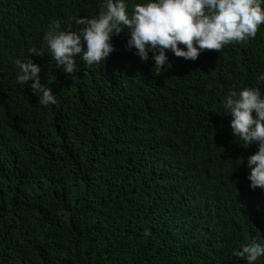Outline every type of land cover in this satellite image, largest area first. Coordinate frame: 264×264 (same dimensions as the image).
<instances>
[{"label":"trees","instance_id":"16d2710c","mask_svg":"<svg viewBox=\"0 0 264 264\" xmlns=\"http://www.w3.org/2000/svg\"><path fill=\"white\" fill-rule=\"evenodd\" d=\"M124 2L131 15L148 0ZM105 3L0 0V264H247L233 253L264 243V190L247 164L258 144L236 139L223 101L248 86L264 98V24L194 61L167 50L160 74L125 27L105 61L78 54L66 73L45 34L56 20L78 32L72 18ZM17 59L39 66L55 104L18 82Z\"/></svg>","mask_w":264,"mask_h":264},{"label":"clouds","instance_id":"9594fccd","mask_svg":"<svg viewBox=\"0 0 264 264\" xmlns=\"http://www.w3.org/2000/svg\"><path fill=\"white\" fill-rule=\"evenodd\" d=\"M72 19L80 26L78 32L60 31L61 22L56 20V31L50 30L44 36L48 52L66 73L79 71L78 54V65L81 62L93 66L105 61L114 51L112 36L127 27L131 32L127 47L135 48V54L144 62L149 60L151 51L154 68L160 74L166 71L167 50L176 57L194 61L204 50L221 52L225 45L255 38L260 25L264 24V7L261 0H148L136 4L129 15L124 0H106L98 16ZM85 44L87 49H84ZM181 44L186 48H181ZM44 52L29 49L30 56ZM15 64L19 70L18 82L28 84L32 80L31 90L39 96L40 104L56 103L52 90L41 83L37 64L31 59H17ZM72 78L77 77L73 75ZM258 80L264 82V74L258 76ZM223 104L225 112L233 116L231 128L236 139L239 137L244 146L258 144V151L247 157L251 168L248 179L253 190H264V98L261 91L250 86L241 91H230ZM219 251L228 259L234 254L245 258L247 264H254L264 256V243L244 245L233 254L231 246L219 247Z\"/></svg>","mask_w":264,"mask_h":264}]
</instances>
